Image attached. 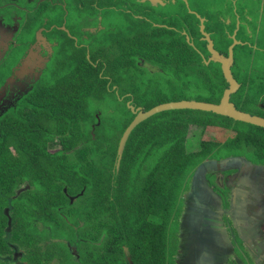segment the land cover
Instances as JSON below:
<instances>
[{
	"label": "trees",
	"instance_id": "trees-1",
	"mask_svg": "<svg viewBox=\"0 0 264 264\" xmlns=\"http://www.w3.org/2000/svg\"><path fill=\"white\" fill-rule=\"evenodd\" d=\"M118 1L124 3L118 6ZM135 1L139 3L138 8L143 9L136 14L162 26L151 24L149 31L140 38L133 36L135 26L124 33L117 42V45L121 43V55L116 60L118 66L123 71L132 72L134 67L142 70L145 80L152 81L157 74L166 75L167 68L166 61L156 64L149 54L170 51L179 54L175 55L178 69H184V64L194 66L187 62H196L207 71L206 78L216 77L213 87L221 96L227 84L219 63L207 64L186 40L187 35H192L199 42V30L197 19L188 12L185 3L182 0L173 3L175 13L162 11L158 16V8L149 1ZM125 4L126 0H86L84 5L77 0L72 2L78 13L83 9L102 10L110 16L120 11L133 17L136 5ZM42 7L35 13L39 8L35 6L36 11L32 10L30 14H35L36 18H27L22 31L44 29L43 35L51 44L53 56L44 61L41 68L37 67L19 87L6 85L7 80H14L16 76L2 75L0 68V91L3 90L0 98L4 100L1 102L4 105L0 104V196L28 184L30 190L21 197L30 200L33 186L40 189L51 199L48 215L57 221L56 226L71 233L72 237L89 235L83 243L100 252V257L110 258L105 260L109 264H114L113 259L119 257L124 258L123 264H175L180 242L179 221L183 214L182 196L189 189L195 171L205 162L225 156V148L264 145V129L213 112L192 109L163 112L137 126L117 167L121 138L135 119L128 105L148 112L168 99L145 95L147 100L140 102L141 98L135 96H117V89L113 90V76L104 78L107 64L99 69L95 63L97 58L93 59V53L94 57L102 54L98 47H102V37L107 31L95 36L96 31L105 30L102 25V28L97 24L95 30L80 29L78 32L75 22L65 23L63 7L47 3ZM5 11L0 9V13ZM48 11L58 12V18L48 21L45 17L47 22L40 23L42 15ZM137 21L141 22V18ZM180 21L182 25L177 30L172 27ZM163 24H170L172 28ZM225 37L222 40L227 46L232 40ZM136 44H140L142 54L134 53ZM246 47L255 51L248 45L237 46L235 55ZM43 55L46 56L45 50ZM185 56L190 57L189 61ZM130 59H133L132 63ZM112 63L116 65L115 61ZM175 75L173 78L182 74ZM132 76L129 73L126 80L134 82ZM211 93L208 98L180 95L168 103L182 100L210 102L217 96V92ZM115 96L120 104H124L126 119L115 143H109L106 136L101 138L102 120L108 115L95 106L102 97L107 98L104 105L117 104L113 99ZM166 124L178 127V130L172 131ZM191 124L200 126L197 152H190L188 147ZM49 184H54V193L49 192ZM50 234L71 245L70 237L65 234ZM20 236L21 241L33 243V238ZM49 236L44 235V238L49 239ZM37 258L36 264L40 263L39 255Z\"/></svg>",
	"mask_w": 264,
	"mask_h": 264
},
{
	"label": "flooded vegetation",
	"instance_id": "flooded-vegetation-1",
	"mask_svg": "<svg viewBox=\"0 0 264 264\" xmlns=\"http://www.w3.org/2000/svg\"><path fill=\"white\" fill-rule=\"evenodd\" d=\"M14 1L17 2V0ZM146 1H149L152 6L159 9L163 7L172 8L173 3L180 0H171V2H167L166 0ZM182 1L185 3V7L188 12L191 11L190 13L197 19V27L198 24L205 25V34L208 39L204 37L200 31H198L199 42H196L195 37L192 35H187L186 37H188V42L199 51L200 55L203 56V59L206 60V62L211 58L210 39L213 43V48L224 56H228L230 47L235 41H238L239 43L236 44L234 48V63L235 50L237 46L248 45L254 47L253 49H255V51L251 53L253 55L250 58L252 62H254V67L238 69L239 72L236 73L234 71L235 64L233 63L231 66L232 76L239 87L230 95L229 101L236 107L237 110L250 114L251 116L264 119L263 26L257 30L255 38L250 36V23L255 20H259L264 23V0H257V3H252L250 0H221V2L215 5L212 9L204 10L208 17H204L202 15L199 16L196 11L191 9V5L189 4L190 0ZM199 1L202 3L207 0ZM40 3H42V1L38 4ZM0 5H4L1 0ZM240 5L245 7L244 12H240V10L236 7ZM255 6H259L261 8L257 19H254L248 11V9H252ZM4 7H7V10L10 8L17 10V5L5 4L1 8ZM160 15L161 14L159 13L158 16ZM197 16L199 18H197ZM144 18L148 21L151 20L146 16ZM14 20L15 19H13V23ZM201 20H203V24L201 23ZM211 21L213 23L218 21L216 22L217 24H222L224 26L226 32L222 30L221 32L217 31L216 34L218 38L220 37L221 39H224L226 38L225 36H227V38L231 39L232 42L228 46L221 49L216 47L213 38V36H215V32L208 31L206 27V24L211 23ZM65 22L67 23L66 15ZM232 22H235V26L232 30H229ZM13 25L15 26V24ZM41 32H43V30L39 29L36 32L25 31L20 33V31L17 32L16 29L6 33L4 31V25L0 23V63H8L9 53L18 48L21 52L19 55L17 54V72H14V75H17V78L22 72L21 70L28 63H36L34 70L32 69L27 73L28 76H32L36 72L35 70L37 67L41 68L42 63L44 61H48L46 56L43 55L44 49L42 47L47 45L45 49L48 51L49 45L51 46V44L45 38H42V41H40ZM33 38L35 41H33ZM34 50H40V55L39 58L33 60L31 55L34 54ZM257 56H261L259 58L261 66L259 67L253 60V57ZM219 66L222 71L221 64H219ZM25 78H18L19 82L22 83ZM252 78H255L253 79V83H251L250 80ZM224 81L227 86L224 87L221 96H219L220 91L218 90L217 96L215 95V97L207 103H221L225 91L230 87L225 77ZM14 82L15 80L13 81L12 79H9L7 80L6 85H17ZM244 84L248 85L244 86ZM2 93L3 90L0 91V95ZM1 102H4L2 98H0V104ZM3 105L4 104H1V106ZM261 128L264 129L263 127ZM259 150H262V153H259ZM225 151V156L219 159L207 161L218 162L219 167L216 172H209L206 176L207 185L213 191L216 198L220 200V203H213V208L220 216L219 228H221V232L224 230L225 233H227L228 240L233 248V252L226 260L225 264H264V145H234L233 147L225 148ZM259 155L261 156L260 158ZM222 164L224 165L222 166ZM192 181L193 178L190 182L189 189L182 196L183 214L179 221L180 242L178 245V255L176 256L175 264L180 263L179 254L182 240L181 222L186 209V198L191 192ZM22 193L24 192L15 190L7 194L3 193L0 196V264H36L33 260L34 258H37V255H39V259H41V262L38 264H60L61 261L58 257L50 259L43 256L50 244H55L52 246L58 245V248L62 252L66 255L69 253L74 262L80 264V254L77 249L72 248L67 240L53 238L50 234V229L46 228L50 227L49 224L41 225L40 223H35L33 228V243L31 244L32 249L28 252L27 249L21 248V244L18 241V239H20L19 231L17 230V223L14 217H17V207L20 203V198L23 195ZM44 233L50 234V236L48 235L49 239L44 238Z\"/></svg>",
	"mask_w": 264,
	"mask_h": 264
},
{
	"label": "rangeland",
	"instance_id": "rangeland-1",
	"mask_svg": "<svg viewBox=\"0 0 264 264\" xmlns=\"http://www.w3.org/2000/svg\"><path fill=\"white\" fill-rule=\"evenodd\" d=\"M35 1L36 0H17V2H15L14 0H1L2 4L4 5L5 4L17 5L18 7L17 10L14 8H10L7 10V12L5 11L4 13L0 15V23L4 25V31L6 33H9L11 30L17 29V32H18L19 29L21 28L19 26L24 24L23 23L24 21L28 22L27 18H31V19L36 18L35 14H32V15L30 14L31 13L30 10L36 11L35 6L38 5V3L36 2H39V1H42V3L35 13H38L41 8L43 9L42 6H44L46 3L52 4L54 6L59 5L65 8L66 10V21L75 22L76 24L75 27L79 28L77 29L78 32H80V29H86V30L92 29V28L94 29V25H97V24H99L100 26L102 25V27L105 30L102 32L96 31V35H95L96 37H99L100 34L107 31V34L102 37V47H98L102 51V54H98L97 56L94 57V53H93V59L97 58V60H95V63L98 64L99 69L107 64L108 69H107V72L104 78L107 80L111 76H113V90L115 91L117 89L116 91L117 96L118 95L121 97L135 96L137 99L141 98L140 100L141 102L142 100L146 99L144 98L145 95H153L156 98L168 99V100H165L163 104H161V105H164V104H169L168 103L169 100L172 101V99H175L174 97H177L180 95L186 96L187 98H203V97L208 98V96H212L211 92H217L215 87H213L214 82L217 80L216 77L215 79L206 78L204 74H206L207 71L205 69H202V67L196 62H187L186 64L191 63L194 66L189 67L184 64L183 66L184 69L181 67L180 69H178L179 67L177 66V64H175V62H177L175 55H179V54H174L173 52H170V51L162 52L159 54L155 52L149 54V57H151L155 61L156 64L159 61H161L162 63L166 61V68H167L166 75L163 76L161 74H157V76L155 77V80H152V81L145 80V73L142 70H137L134 67V69H132V72H129V71H123L124 69L118 66L116 60H117V57L121 55V52H119L121 49V46H120L121 43L117 45V42L121 40L122 36H124V33H126L128 30H130V28L135 26L133 29V36L135 35L140 38L142 34L147 33V31H149V26H151V24H154V26L162 25L159 22L154 23L153 20L148 21L146 18L142 17L140 14H136V13H139L137 11L142 12L143 9L138 8L139 3L136 2L135 0H126V4H125V5L131 4L133 6L136 5V9L134 8L133 10V13H134L133 17H128L126 14L121 13L120 11L114 12V14L110 16L107 14V12L103 14L101 12L102 10L95 12L94 10L83 9V12L78 13L77 11H75L74 6L72 5V2L75 0H55L56 1L55 3L53 2V0H37L36 2ZM77 1L81 2L84 5L86 0H77ZM250 1L252 3H257V0H250ZM220 2L221 0H207L201 3L199 0H190L189 4L191 5V9L196 11L199 14V16L202 15L204 17H208L205 14L204 10L212 9L215 5L219 4ZM120 3H124V2L118 1L117 3L118 6H121ZM103 4L104 3H101V6H103ZM7 7H12V6H7ZM236 7L238 8V10H240V12L245 11V7L243 5L236 6ZM162 11L168 12L171 14L175 13L174 8H159L157 10L158 13H161ZM248 11L253 16L254 19L255 18L257 19L259 17L261 8L259 6H255L252 9H248ZM188 14L191 15L190 13ZM45 17H47L48 21L50 20L55 21L58 18V12L56 13V12L48 11L47 13H44L42 15V18L40 19V23L45 22ZM138 18H142L141 22L137 21ZM197 18L199 17L197 16ZM13 19H15L14 23H13ZM216 22L218 21H215V23L211 21V23L206 24V27L208 31L215 32V36H213L215 45L216 47L221 49V48L226 47V45L223 44V41L225 40V38L224 40H222L220 37L218 38L216 32L217 31L221 32L222 30L226 32V30L222 24H217ZM137 23H140V25H137ZM13 24H15V26ZM16 25H18L17 28H16ZM163 25L168 26L169 28L174 27L177 30L178 29L177 27H180L182 25V21H180L179 24H176V26H172L170 24H163ZM202 26L203 25L198 24V28L200 32H202ZM234 26H235V22H232L229 30H232ZM262 26H263V36H262V39H263L264 38V23L259 20H255L252 23H250V36L252 38H255L257 30L261 28ZM236 27H237V24H236ZM20 33L22 32L20 31ZM182 33L185 34L186 32L183 31ZM186 40L188 41V37H186ZM46 46L47 45H45L43 49H45ZM39 51L40 50H38L37 52H34L32 56L33 60L36 58H39V55H40ZM20 52L21 51L18 50L17 48L16 50L10 53L8 57V63H6L2 67V71H3L2 75L7 73V75L10 77L14 76V72H17V54L19 55ZM137 52L141 54L143 53V50L140 47V44L139 45L136 44L134 53H137ZM252 52L253 51H250L247 47L242 48L238 52H236L235 63H234L235 64L234 71L236 73L239 72L238 69H242L246 67H254L253 65L254 62H252V60L250 59L251 56L253 55L251 54ZM53 54H54V51L52 47L49 45V49L46 52V59L47 60L50 59L53 56ZM195 57L196 55L194 54V58ZM260 57L261 56L253 57V60L255 61L258 67L261 66L259 63ZM189 59L190 57L185 56L186 61H189ZM113 61L116 62V65L112 63ZM127 61H129V59H127ZM132 61L133 59H130L131 63ZM209 63L211 62L207 60V64ZM215 63H218V62H215ZM35 66H36L35 62H31L27 64L21 70L22 72L18 75V78L29 77L27 73L30 72L32 69L34 70ZM117 68H120L122 70L117 69ZM128 69H129V66H128ZM129 73L133 75L132 77L134 78V82L126 80V77L129 75ZM176 73L182 74V75L178 76L177 78H173V76H176L175 75ZM252 79H255V78H252ZM14 80H16L14 83L17 84L18 87L21 86L22 83L17 81V75L14 78ZM251 83H253V80H251ZM135 92L138 93V95H135L134 94ZM113 99L120 106H118L115 103H110V102L104 105V103L107 101V98L105 99V97H102V100L99 99V102L95 106L96 109L100 108L101 110H103L104 113L108 115L104 120H102L104 127H103V133L101 135V138L106 136L105 139L109 143H115V141L117 140V137L119 136L121 132L120 127L123 125L126 119V116H125L126 111L124 108V104H120L119 103L120 100L116 96L113 97ZM166 127L170 128V130L172 131L178 130V127H171V126H168L167 124H166ZM199 127L200 126L198 125L191 124L190 132L192 133L189 137L190 140L188 144L190 152L198 151L197 137L200 134ZM80 147L81 146H79L78 148ZM78 148H75V149H78ZM96 158L99 161L100 157L97 156ZM186 173L189 174V168L186 169ZM52 181H54V174H53ZM54 187H55L54 184L52 185L49 184L48 185L49 192L54 193ZM30 188L31 187H29L28 184H24L22 187L14 189V191L17 190V191L26 192L30 190ZM31 194L32 195L30 196V200H28L26 197L20 198V203L18 204L17 212L15 211L17 213V217H14V218L17 223V230L19 231V236L24 234L26 235L27 239H32L34 236L33 228L35 226V223H40L41 225L50 224V227H46V228H49L51 233L54 236L58 234H65L67 237H70V239L68 240L71 243V247L74 249H77V251L80 254L79 255L80 264H109V261H105V260L110 259V258L100 257V254H101L100 252L98 253V251H95L93 248L87 246L86 243H83L84 240L89 239V235L82 234V236L78 235V236L72 237L71 233H67L65 230H62L56 226L57 221L48 215L51 209V206H50L51 199L49 198L48 195H46L40 189L35 188L34 186H33ZM44 235L48 237L49 234L44 233ZM18 241L21 244V248L27 249L28 252H30V250L32 249V246H31L32 243L30 241L28 240L21 241L20 239H18ZM52 245H55V244H50L47 247L46 252L43 255L45 258L53 259L55 257H58L61 261L60 264H77L76 262H74V260L72 259L70 255H66L64 252H62L58 248V245L56 246H52ZM122 259L124 258L123 257L114 258L113 262L114 264H123ZM33 261L38 262V258H34ZM39 262H41V259H39Z\"/></svg>",
	"mask_w": 264,
	"mask_h": 264
},
{
	"label": "water",
	"instance_id": "water-1",
	"mask_svg": "<svg viewBox=\"0 0 264 264\" xmlns=\"http://www.w3.org/2000/svg\"><path fill=\"white\" fill-rule=\"evenodd\" d=\"M201 23L203 24V20H201ZM202 34L207 38L204 25L202 26ZM209 42L211 53L209 61L218 62L222 65L225 79L230 85L229 89L225 91L221 103L211 104L195 100L173 101V103L158 106L149 112H143L141 109L136 110L131 105H128L133 114H135V119L121 138L117 167L120 166L130 135L137 126L163 112L178 111L179 109L201 110L264 128V119L237 110L229 101L230 95L239 87L231 73V66L234 63V48L239 42L235 41L233 43L229 49L228 56L217 52L213 48L211 39ZM218 167V162H206L199 166L194 173L191 192L186 198V209L181 222L182 240L179 264H225L233 252L227 233L224 230L221 232V228H219L220 216L213 208V203H220V200L216 198L206 182L207 174L216 172Z\"/></svg>",
	"mask_w": 264,
	"mask_h": 264
},
{
	"label": "crops",
	"instance_id": "crops-1",
	"mask_svg": "<svg viewBox=\"0 0 264 264\" xmlns=\"http://www.w3.org/2000/svg\"><path fill=\"white\" fill-rule=\"evenodd\" d=\"M40 2V1H39ZM39 2H36V3H39ZM41 4V3H40ZM40 4H38V6H40ZM48 4V3H47ZM4 5H0V9H2V10H7V7H4V8H1V7H3ZM18 8V7H17ZM64 10H65V8H64ZM30 12L32 13V10H30ZM3 13V12H2ZM2 13H0V15L2 14ZM65 15H66V10H65V12H64V20H65ZM47 21H45V23H46ZM66 23V22H65ZM23 25L24 24H22L21 26H19V27H21L20 28V30L19 31H21V32H23L22 31V29H23ZM18 26V25H17ZM39 29H41V30H43V32L45 31L44 29H42V28H36V29H34L33 31L34 32H36L37 30H39ZM63 30H65L66 32H68V33H70L69 32V30H67L66 28H63ZM43 32H41V36H40V41H42V38H44V35H43ZM33 41H35V39L33 38ZM42 48H44V47H42ZM45 50V52H47V50L46 49H44ZM34 52H37V50H34ZM10 54V53H9ZM31 56H33V55H31ZM6 63H0V68H2L4 65H5ZM29 64V63H28Z\"/></svg>",
	"mask_w": 264,
	"mask_h": 264
}]
</instances>
